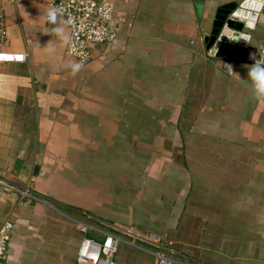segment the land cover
Segmentation results:
<instances>
[{
	"label": "crops",
	"instance_id": "1",
	"mask_svg": "<svg viewBox=\"0 0 264 264\" xmlns=\"http://www.w3.org/2000/svg\"><path fill=\"white\" fill-rule=\"evenodd\" d=\"M54 1L0 0V51L26 55L0 62L3 264H77L79 223L153 236L179 264H264V101L253 62L203 43L216 10L245 0H204L201 14L195 0H107L118 34L75 74L64 20L46 18ZM243 31L264 42V15ZM117 250L118 264H155Z\"/></svg>",
	"mask_w": 264,
	"mask_h": 264
},
{
	"label": "built area",
	"instance_id": "2",
	"mask_svg": "<svg viewBox=\"0 0 264 264\" xmlns=\"http://www.w3.org/2000/svg\"><path fill=\"white\" fill-rule=\"evenodd\" d=\"M60 9L57 21L63 19L69 31L66 44V54L77 63L86 65L94 51L103 45L111 43L118 34L113 22V5L107 0H58L49 4V9ZM55 23V24H56ZM53 24V23H51ZM4 30L0 26V45L4 40ZM26 55L23 53H7L0 51V62L23 63ZM3 191H14L20 201L35 200V196L27 188H15L3 184ZM79 231L84 235L78 249L77 264H118L114 257L118 246L122 243L153 255L155 264H179L171 259L167 250L157 244L155 237L143 238L131 231L110 232L91 227L86 223L78 224ZM12 224L9 220L0 225V264L4 263L7 243L10 238ZM91 230L101 235V239L88 237ZM154 248L149 251L139 243Z\"/></svg>",
	"mask_w": 264,
	"mask_h": 264
},
{
	"label": "water",
	"instance_id": "3",
	"mask_svg": "<svg viewBox=\"0 0 264 264\" xmlns=\"http://www.w3.org/2000/svg\"><path fill=\"white\" fill-rule=\"evenodd\" d=\"M257 1V2H255ZM198 14H201L204 0H195ZM264 15V5L259 0H245L233 8L224 5L216 10L212 27L204 37L203 43L210 57L229 60H247L250 54H257V59L264 57V42L250 45V35L243 29L253 30L259 15ZM232 65L231 63H225Z\"/></svg>",
	"mask_w": 264,
	"mask_h": 264
},
{
	"label": "clouds",
	"instance_id": "4",
	"mask_svg": "<svg viewBox=\"0 0 264 264\" xmlns=\"http://www.w3.org/2000/svg\"><path fill=\"white\" fill-rule=\"evenodd\" d=\"M60 13V9H50L46 13V18L50 23L55 24L57 21V16ZM58 36H62L63 29L60 27H56L52 30ZM250 59L254 62L249 66L248 77L252 83V91L254 95L264 101V57H260L257 59V54H250ZM83 67V63H73L71 65L72 72L75 74L80 71ZM231 67V65H229Z\"/></svg>",
	"mask_w": 264,
	"mask_h": 264
},
{
	"label": "rangeland",
	"instance_id": "5",
	"mask_svg": "<svg viewBox=\"0 0 264 264\" xmlns=\"http://www.w3.org/2000/svg\"><path fill=\"white\" fill-rule=\"evenodd\" d=\"M91 235V234H90ZM143 246H145V245H143ZM118 251V250H117ZM140 253H143V254H145V252H140ZM146 255H148V254H146Z\"/></svg>",
	"mask_w": 264,
	"mask_h": 264
}]
</instances>
